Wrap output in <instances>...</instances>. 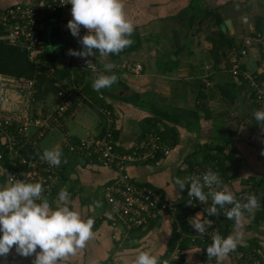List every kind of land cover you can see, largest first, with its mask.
Segmentation results:
<instances>
[{
	"label": "crops",
	"instance_id": "1",
	"mask_svg": "<svg viewBox=\"0 0 264 264\" xmlns=\"http://www.w3.org/2000/svg\"><path fill=\"white\" fill-rule=\"evenodd\" d=\"M27 1L0 0V6L8 8ZM71 7L64 9L63 15L49 24L38 50L46 49L52 53L64 50L54 64L46 60L42 65L50 75L57 70L70 72L64 88L74 93L77 106L74 116L65 122L66 129L70 130V120L81 110H85L83 122L92 127L91 112L95 110L96 126L93 132L84 133L87 138L98 136L104 132L106 119L102 110L107 109L111 111L110 125L118 149L131 151L149 133L159 135L170 147V154L159 153L150 161L130 164L127 172L134 182L155 189L174 203L186 199L188 188L186 185L180 191L175 179L190 176L189 172L195 166L210 167L207 157L217 155L216 145L223 146L230 159L226 162L229 169L226 176L219 174L222 181L234 194H254L260 203L252 212L245 211L239 224L235 222L229 234H240L242 239L235 251L219 264H264V126L254 117V112L263 108L251 85L242 76L232 73L225 56L216 66L212 61L213 39H219L220 33L224 39H234L239 44L247 34L264 28V0H124V10L135 25L130 37L134 42L118 55L101 57L97 52L93 57L100 69L91 71L92 74L85 78L77 74V70L85 69L75 67L72 56L67 54L69 49L82 50L78 38L67 28L72 18ZM228 20L231 27L226 24ZM55 25L59 27L64 44L50 48L48 31ZM85 34L86 29L81 27L80 36ZM256 51L257 55L253 57L257 64L255 70L250 71L249 62L245 61L249 55L243 58L242 68L260 76L264 71V56L259 49ZM111 62L116 65L138 62L144 68L138 75L125 77L122 72L118 74L117 68L112 73L105 72L104 65ZM51 68H54L52 73L49 72ZM101 73H114L118 79L110 89L97 92L93 90L92 82ZM227 73L231 77H227ZM239 78L248 87H240L233 102L225 86ZM191 88L192 97L187 95ZM56 100V96L49 98L47 114ZM42 107L37 111L43 112ZM256 122L261 125V133L252 125ZM54 129L57 128L53 126L47 133ZM69 135L80 137L73 133ZM46 136L39 141L40 145ZM2 141L0 134V150ZM1 161L0 186L8 181V171ZM118 176L119 171L114 166L79 157L71 175L63 179L65 189L70 193L69 206L83 218H93L95 224L94 237L86 247L58 264H131L140 250L149 251L168 264H218L216 258L209 260L207 252L204 254L197 246L179 253L174 252L176 248L170 249L177 225L173 213L159 211L143 227L130 228L115 221L104 191L105 184ZM55 192V196H42V199H48L52 208L60 203L59 190ZM97 201L102 207H96ZM230 207L227 205L226 209ZM243 253L251 255L252 259H244ZM34 259V255L23 257L13 248L7 257H0V264H33Z\"/></svg>",
	"mask_w": 264,
	"mask_h": 264
},
{
	"label": "built area",
	"instance_id": "2",
	"mask_svg": "<svg viewBox=\"0 0 264 264\" xmlns=\"http://www.w3.org/2000/svg\"><path fill=\"white\" fill-rule=\"evenodd\" d=\"M70 5L68 0H29L8 8L0 6V42L34 55L41 48L46 28L51 22L60 18L63 10ZM251 49H259L264 56V28L247 34L241 43L226 49L225 58L231 65L232 73L242 76L255 90L257 101L264 109V78L242 68L243 58L249 55ZM72 59L75 67L93 72L100 69L93 56L87 57L90 63L76 56H72ZM116 68L125 77H130L138 75L144 67L138 62H123ZM53 71L54 68L49 70L50 73ZM36 83L37 80L34 78L0 72V134L3 138L0 160H6L8 180L9 175H12L16 179H26L27 182H40L44 187L42 196L45 194L55 196L56 189L59 191L65 189L62 166H51L40 158L44 149L39 141L54 126L63 130L66 135L64 140L54 148H60L62 153L69 151L84 155L83 157L88 158L90 162H93L92 158L95 157L100 163L118 169L119 176L112 184L105 187L106 202L115 221H121L130 228L140 227L147 225L159 211H168L173 214L177 211V203L167 200L151 187L134 182L127 172V166L130 164L150 161L159 153L170 154V147L163 143L159 135L151 132L131 151H122L116 147L113 140L110 125L111 111L103 109L102 113L106 119L104 132L98 136L73 141L69 137L65 122L76 112V96L72 91L62 88L56 95L55 106L49 114L44 115L41 111H36L34 114ZM207 168L205 165L195 166L190 170L189 175L202 176ZM188 188L185 194L186 199H189ZM204 191L207 193L208 189L205 188ZM235 195L242 203L246 202L242 199L244 196L242 193ZM211 203V197L206 203L193 200V204L199 205L200 208L192 219L212 220V225L205 235L198 234L194 229L191 231L190 237L193 240L201 239L211 242V237L215 234L225 237L219 220L215 216H207L206 209L211 206ZM198 213H201V216L195 217ZM174 252L179 253V247ZM241 256L248 261L252 259L251 255L248 256L245 253Z\"/></svg>",
	"mask_w": 264,
	"mask_h": 264
},
{
	"label": "clouds",
	"instance_id": "3",
	"mask_svg": "<svg viewBox=\"0 0 264 264\" xmlns=\"http://www.w3.org/2000/svg\"><path fill=\"white\" fill-rule=\"evenodd\" d=\"M71 4V19L67 28L78 38L82 50L69 49L67 54L84 58L118 55L126 47L133 44L130 38L135 31L133 21L124 10V0H68ZM86 29V34L80 36V29ZM51 48V46H49ZM117 65L114 62L104 65L105 72L112 73ZM118 77L99 74L92 82L93 90L110 88ZM256 121L264 124V109L254 112ZM63 153L60 148L44 149L41 160L51 166L59 167ZM67 163L65 159L63 161ZM180 191L186 185L188 188V205L193 200L206 203L211 197V206L206 209L208 217L223 215L240 223L244 212H252L259 207L260 199L251 193L243 196V201L224 183L220 175L208 167L202 176L177 177L174 181ZM207 188V193L204 189ZM44 187L40 182H27L26 179H16L9 175V180L0 186V257H7L13 248L23 257L35 256L33 264H58L69 255H75L84 249L89 240L94 237L93 218H83L81 214L69 206L70 193L61 189L58 193L60 203L52 208L48 199H42ZM39 201V202H38ZM230 208L226 209V206ZM96 207H102L96 202ZM116 210L115 208L113 209ZM198 213L195 217H200ZM190 226L200 235H205L211 227L212 220L194 218L189 220ZM242 236L229 234L223 237L215 234L207 246L208 259L216 258L219 262L230 252L235 251ZM39 249V251H38ZM131 264H168L160 261L157 255L140 250Z\"/></svg>",
	"mask_w": 264,
	"mask_h": 264
},
{
	"label": "trees",
	"instance_id": "4",
	"mask_svg": "<svg viewBox=\"0 0 264 264\" xmlns=\"http://www.w3.org/2000/svg\"><path fill=\"white\" fill-rule=\"evenodd\" d=\"M210 41L212 43V39H210ZM234 44H237L235 43L234 39H224V35L222 33H220L219 39H213L212 61L215 66L222 62L223 56H225L226 53V49ZM59 54H64V50L61 49L56 53H52L45 49L37 51V53H35L34 55H29L26 51L18 47H14L4 42H0V72H3L8 75L25 76L37 79V93L33 105L34 114H36V111L40 106H43V114L47 115L49 98L56 96L62 88L67 86V83H64V81L67 80V78L70 76V72H62L60 70H57L54 75H50L47 73L46 67H43L42 65V63L46 60H50L51 64H54V61ZM39 60L40 63L37 64L36 61L38 62ZM96 62L98 61L96 60ZM117 72L118 74L121 73L119 70ZM77 74L82 75V77L80 76L81 78H85L87 76H90L92 73L88 70H77ZM260 78H264V71L260 72ZM57 84H59V86ZM242 86L246 88L248 87L247 83L242 81L240 78L231 83H228L225 86V90H227V95L230 97L232 96L231 100H233V102H235L239 94L237 90ZM252 125L254 128H256V130H259V132L261 133V125H259L257 122ZM262 132L264 133V130H262ZM69 137H71L73 141L79 140L71 135H69ZM216 147L219 149L217 155H209L207 157V160L210 161L209 165L213 169V171L224 176L229 171L226 162L228 159H230V157L224 153L223 146L216 145ZM83 156L84 155L69 151L65 153V155L61 159V166L63 169L64 178L71 175L77 165V159L79 157L84 158ZM65 159L67 160V163L63 162ZM85 159L89 160L88 158ZM237 160L239 161V159ZM92 161L99 162L96 160L95 157L92 158ZM1 162L3 163V167L7 169L8 166L6 164V160ZM115 180L116 178L110 183H106L107 185L105 184V186L112 184ZM260 183L263 182L260 181ZM105 201H107L106 197ZM187 201L188 199L184 198L179 203H177V211L174 213L177 225L174 229V235L171 241L170 249L173 251L175 248L179 247V250L182 251L183 249H187L192 246H197L203 249V253L206 254V248L211 242L202 241L201 239L193 240L192 237H190L193 228L190 226L189 220L193 218L195 212L200 207L199 205H194L193 202L192 205H188ZM216 217H218L219 219L223 235L227 237V235H229L230 233V230L233 228L235 221L227 219L223 215L222 211L221 214ZM143 226L144 225H142L141 227ZM178 255L182 257L181 254Z\"/></svg>",
	"mask_w": 264,
	"mask_h": 264
},
{
	"label": "rangeland",
	"instance_id": "5",
	"mask_svg": "<svg viewBox=\"0 0 264 264\" xmlns=\"http://www.w3.org/2000/svg\"><path fill=\"white\" fill-rule=\"evenodd\" d=\"M41 43L43 44V42H41ZM44 45H45L44 47L48 48V45L46 43H44ZM256 55H257L256 49H251L248 58L245 59V61L249 62L248 68L250 71H254L255 68L257 67L256 62L253 59V57ZM227 77H231V75L229 73H227ZM69 85L71 86V83ZM187 95L192 97V95H193L192 88L187 90ZM242 107H243V105H242ZM83 111H85V110H81L80 112L78 111L77 115L74 118H72L73 120H70L71 121L70 130L68 129L70 134L73 133L75 135L80 136L77 139L87 138L88 135H86L84 132H86V131L93 132V129L96 126L97 118L94 116L95 110H93L91 112L92 121L90 122V124L92 125V127L87 126V123L83 122L82 119L85 118V117H83V113H82ZM68 130H67V132H68ZM215 135H217V130L215 131ZM71 136H73V135H71ZM62 137L63 138L66 137L65 132L63 130L54 129L53 131H50L49 133H47V136L42 141L41 146L44 149H46V148L49 149L51 146H53L54 143H56Z\"/></svg>",
	"mask_w": 264,
	"mask_h": 264
},
{
	"label": "water",
	"instance_id": "6",
	"mask_svg": "<svg viewBox=\"0 0 264 264\" xmlns=\"http://www.w3.org/2000/svg\"><path fill=\"white\" fill-rule=\"evenodd\" d=\"M226 24L228 27H231L230 26L231 25L230 20H228L226 22ZM48 42L52 48H56V47H59V46L64 44V40L62 39V37L60 35L58 26L55 25L49 29V31H48Z\"/></svg>",
	"mask_w": 264,
	"mask_h": 264
}]
</instances>
